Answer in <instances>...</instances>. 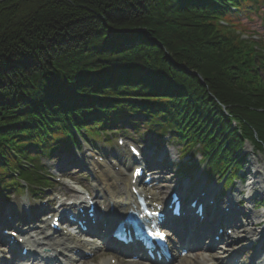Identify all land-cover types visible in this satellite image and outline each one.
<instances>
[{"label":"trees","instance_id":"obj_1","mask_svg":"<svg viewBox=\"0 0 264 264\" xmlns=\"http://www.w3.org/2000/svg\"><path fill=\"white\" fill-rule=\"evenodd\" d=\"M234 1L239 14L228 0L0 1L1 192L21 187L15 171L48 182L37 160L77 144L74 125L97 133L140 113L211 163L242 167L245 137L264 149V54L217 22L264 0Z\"/></svg>","mask_w":264,"mask_h":264},{"label":"rangeland","instance_id":"obj_2","mask_svg":"<svg viewBox=\"0 0 264 264\" xmlns=\"http://www.w3.org/2000/svg\"><path fill=\"white\" fill-rule=\"evenodd\" d=\"M233 14H239V13H233ZM242 15V14H240ZM239 15V16H240ZM240 24H239V22ZM238 21H235L233 23V26L231 29L236 30L238 34L241 36L243 35L245 38L248 37V33L250 32L251 38H256L257 35L264 36V13L261 12L259 14H253L251 17L248 15L242 16V18ZM240 25V26H239ZM149 92V91H148ZM133 124H135L133 122ZM137 127H131L130 125L125 124V128L119 132L115 131V127L113 130L104 131L103 138H100L97 141L96 148L94 149L90 145L86 146L82 150L77 149H65L60 150V152H57L53 155L43 156L41 155L39 157V167L37 168L38 172L42 173H51L52 169L60 168L64 173L73 174L76 176L80 181L85 182L89 184L91 187L95 184V181L92 180L89 169L90 168V161L94 157L95 154L97 155H116L121 158H123V161L126 162L127 166H130L132 163L131 156L128 152L127 146L120 147L118 145V137L124 136L126 139L131 141H136L139 143H144L146 152L155 153L156 158L165 157V164L166 168L164 169V172L166 173V177L168 179V183H166L169 187H177L180 185V189L184 190V185H199L200 182L202 183L204 180L207 179L208 174H204L203 171L207 169V164H204L201 170L198 173H196L195 176L186 178V177H180V165L182 163V157L184 156L182 145L179 143L178 140H175L169 133L165 134L162 138L158 137V134L154 131V129H150L145 126L144 121H137L136 120ZM117 132V135H114ZM107 134L109 136H107ZM145 140V141H144ZM198 146L192 149L190 153H192L191 158L195 153V161L201 162L202 155L199 151H197ZM246 154L248 155L246 160V169L249 173L247 176L248 184L250 182V179L253 174L254 170V164L252 159L256 158L259 160L260 164H264V154L262 151L257 150L255 151L254 148L247 146L245 148ZM54 159H51L50 157H54ZM190 154L187 158H189ZM72 160L76 161V165L73 166L71 162ZM44 166V168H43ZM58 166V167H57ZM245 171V170H244ZM240 183V180H236V184ZM65 186L63 185H50L48 186L45 191H38L36 194L33 193H19L16 192L13 188H10L8 191H5L4 194L0 193V219L3 220V218L6 216V214L9 213L10 210H12L18 217H33L37 216V214L44 215L48 211L52 210L54 208V201H62L58 200V194L61 192L62 189H64ZM208 187V185H207ZM210 189L211 187H214L211 184L209 185ZM240 185H238V188ZM194 189H191L189 192L192 193ZM260 189L257 188L254 190V193L257 194V191ZM226 192V191H225ZM228 193V192H227ZM227 193L224 194V197L222 200H224L225 195L227 196ZM230 194L236 193V188L229 192ZM42 196V197H41ZM259 197L256 198L258 201L259 199L264 202V195H258ZM256 201V202H257ZM47 203L46 206H42ZM52 203V204H51ZM264 209V204L261 206ZM41 208L44 209L45 212L41 211ZM24 211L26 212V215H23ZM262 225H256V227H261ZM248 230L247 227H241V229L237 230V232L234 235V239H228L226 244H222L223 248L225 247L227 250L230 251H236L238 252V259L240 261V264H252V257L255 251H257L258 245H252L251 240H241L237 242V239L243 235L242 232ZM0 232H3L2 229H0ZM226 238V237H225ZM228 245V246H227ZM230 245V246H229ZM249 245H252L250 247ZM221 247V246H220ZM96 255H99L102 257V259H94L95 264L102 263L103 258H106L104 256V250L101 252H97ZM96 257V256H95Z\"/></svg>","mask_w":264,"mask_h":264},{"label":"bare ground","instance_id":"obj_3","mask_svg":"<svg viewBox=\"0 0 264 264\" xmlns=\"http://www.w3.org/2000/svg\"><path fill=\"white\" fill-rule=\"evenodd\" d=\"M253 161V174L250 179V182L248 184V190H249V196L250 202L252 203V200L256 199L257 195H264V164H260L259 160L256 158L252 159ZM105 162V161H104ZM91 167L94 171L96 182L98 183L97 185V196L101 200L102 204L107 208V212L103 213L101 212V215L103 217H108L111 215L109 225H106L105 228L103 229L102 232V238H107L108 235L110 234V228L116 227L117 222L119 221L120 217L126 213L130 208H134V200L136 199L135 195L131 193L130 191V184L126 178L123 177V175H119L118 173L120 172H113L109 169L107 165L100 161H96L95 157L92 158L91 160ZM259 188L260 190L257 191V194H254V190ZM208 196H215L216 195V189L214 187H211L210 191L207 192ZM244 196V193H243ZM216 211V212H215ZM192 218L193 220L189 222V225L187 227H181L180 230H176L177 236L182 238V240H186V242H196L190 240V237L193 238V240H202V235L203 233H206L208 235V238H211L213 236V233L215 230V221L216 218L219 217V221H225L226 218L228 217V213L224 211V209H219V205H217L214 209V216L210 217L209 222H207V219L205 220L204 224L208 227L205 228L203 226V229L201 227H197V224L199 221H201L200 216H198L196 213H192ZM247 221L243 226L247 227L248 230L242 232L244 235H242V239L245 240H254L257 238L259 235L262 234V230H264V225L263 227L259 228H252L255 223L259 221H264V210L260 212H254V213H249L248 217L246 218ZM235 221V222H233ZM237 220H232L230 223L231 225H235L234 227L237 228L238 224L236 223ZM203 224V225H204ZM109 227V229H108ZM212 227V228H210ZM196 233H195V231ZM209 232V233H207ZM194 234V236H192ZM233 236H228L226 239H232ZM223 239V243L226 242L227 240ZM241 239V240H242ZM206 242V240H205ZM215 241L212 242L209 250L207 252H210L213 254V257L210 259L208 257H201L196 260H187V259H181L179 263L177 264H208L210 261H219L221 263H228V262H234L238 257V252L235 251H230V250H222L223 247L216 246ZM73 245L72 250H65L64 253H58L59 258L62 260L63 264H77V263H89L93 264L94 261L92 260H84V257H81L75 253V250L81 249L82 251L86 252H94L95 246H84L77 244L73 241H70L67 246ZM193 244V243H192ZM55 249L57 251H61L66 249L65 244L61 247L55 246ZM222 250V251H220ZM221 252V253H220ZM260 260V259H259ZM40 261L39 259H36V262ZM100 264H111V262L107 259H103L102 263ZM261 264V263H260Z\"/></svg>","mask_w":264,"mask_h":264},{"label":"snow or ice","instance_id":"obj_4","mask_svg":"<svg viewBox=\"0 0 264 264\" xmlns=\"http://www.w3.org/2000/svg\"><path fill=\"white\" fill-rule=\"evenodd\" d=\"M133 151H135V149H133Z\"/></svg>","mask_w":264,"mask_h":264}]
</instances>
